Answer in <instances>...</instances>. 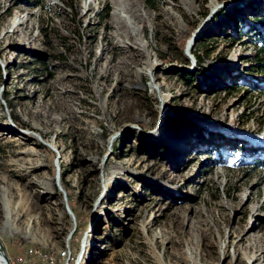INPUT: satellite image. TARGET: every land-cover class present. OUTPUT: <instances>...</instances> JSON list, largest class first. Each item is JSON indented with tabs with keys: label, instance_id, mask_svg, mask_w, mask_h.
Masks as SVG:
<instances>
[{
	"label": "rangeland",
	"instance_id": "obj_1",
	"mask_svg": "<svg viewBox=\"0 0 264 264\" xmlns=\"http://www.w3.org/2000/svg\"><path fill=\"white\" fill-rule=\"evenodd\" d=\"M123 1L0 0L9 264H264V0Z\"/></svg>",
	"mask_w": 264,
	"mask_h": 264
},
{
	"label": "bare ground",
	"instance_id": "obj_2",
	"mask_svg": "<svg viewBox=\"0 0 264 264\" xmlns=\"http://www.w3.org/2000/svg\"><path fill=\"white\" fill-rule=\"evenodd\" d=\"M122 6L125 8V10L126 11H128V12H132L131 11V9L129 8L130 7V4L127 2V1H123L122 2ZM16 27H17V23L14 25V29L13 30H15L16 29ZM1 248V247H0ZM2 249V248H1ZM3 251V250H2ZM255 259H257V257H255ZM9 261L8 260V258H7V256H6V254H5V252L3 251V255L0 253V261Z\"/></svg>",
	"mask_w": 264,
	"mask_h": 264
},
{
	"label": "trees",
	"instance_id": "obj_3",
	"mask_svg": "<svg viewBox=\"0 0 264 264\" xmlns=\"http://www.w3.org/2000/svg\"><path fill=\"white\" fill-rule=\"evenodd\" d=\"M66 6H67L68 8H70V4H66ZM260 50L263 51L262 53H263V58H264V48H261ZM190 53H191L192 57H193L196 61L199 60V59H198V56H197L194 52L190 51ZM262 163H263V167H264V161H262ZM59 176H60V179H62V178H61V174H59Z\"/></svg>",
	"mask_w": 264,
	"mask_h": 264
},
{
	"label": "water",
	"instance_id": "obj_4",
	"mask_svg": "<svg viewBox=\"0 0 264 264\" xmlns=\"http://www.w3.org/2000/svg\"><path fill=\"white\" fill-rule=\"evenodd\" d=\"M0 253L3 255V251H2V249L0 248ZM1 264V263H0ZM2 264H9V262L8 261H4V263H2Z\"/></svg>",
	"mask_w": 264,
	"mask_h": 264
}]
</instances>
